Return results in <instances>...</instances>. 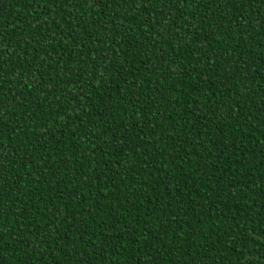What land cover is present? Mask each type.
I'll return each mask as SVG.
<instances>
[{"label": "trees", "instance_id": "1", "mask_svg": "<svg viewBox=\"0 0 264 264\" xmlns=\"http://www.w3.org/2000/svg\"><path fill=\"white\" fill-rule=\"evenodd\" d=\"M0 264H264V0H0Z\"/></svg>", "mask_w": 264, "mask_h": 264}]
</instances>
